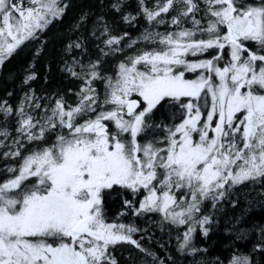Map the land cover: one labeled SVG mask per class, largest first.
<instances>
[{
    "label": "trees",
    "instance_id": "obj_1",
    "mask_svg": "<svg viewBox=\"0 0 264 264\" xmlns=\"http://www.w3.org/2000/svg\"><path fill=\"white\" fill-rule=\"evenodd\" d=\"M167 3L168 8L157 17L147 16ZM250 8L264 13V0H59L53 4L45 27L10 51L0 65V208L13 207L12 202L24 199L26 191H47L48 185L37 176H32L36 183L30 176L23 177L18 187L9 183L20 175L27 159L72 137L74 128L115 109L107 97L108 80L130 57L167 48L158 36L186 43L181 58L211 60L212 69L230 66L236 52L250 79L264 65L260 60L264 40H228L229 20ZM206 75L205 68L185 71L187 78ZM211 76L215 77L213 72ZM247 90L264 95L260 85ZM23 97L30 98L23 109L33 122L28 132L18 128L21 114L16 107ZM188 101L175 96L160 99L145 114L137 141L153 148L166 146L172 131L187 116ZM193 101L200 107L201 119L191 138L204 129L211 104L207 92ZM3 105L9 106L6 113ZM62 108L79 109L70 128L39 125L49 113ZM245 118L240 107L224 124L223 155L234 158L244 145ZM174 181L170 192L176 201L183 195L189 198L191 191L181 188L177 192ZM146 194L145 189V198ZM143 196V190L116 185L104 190L98 207L102 218L107 223H124L131 230V240L116 244L115 255H107L100 264H264V174L238 182L227 180L218 195L198 192L187 207L188 218L172 215L173 210L166 215L157 208L140 210ZM31 239L61 245L68 237L52 229Z\"/></svg>",
    "mask_w": 264,
    "mask_h": 264
},
{
    "label": "rangeland",
    "instance_id": "obj_2",
    "mask_svg": "<svg viewBox=\"0 0 264 264\" xmlns=\"http://www.w3.org/2000/svg\"><path fill=\"white\" fill-rule=\"evenodd\" d=\"M52 2L55 0H32L27 6L29 9L18 12L17 25L11 23L8 16L0 20V62L1 57L9 53L10 45L16 46L20 40L32 35L35 26L44 23L47 17L45 11L40 10L48 9ZM168 6V3L164 4L147 16L155 18ZM247 10L249 15L243 11L241 16L229 20L231 37L228 40L232 37L235 40H264L263 11L257 8ZM157 39L164 40L162 43L167 48L130 57L108 80L107 97L115 109L97 116L82 128H74L72 137L58 140L54 146L24 162L20 176H37L41 179L39 182L48 188L44 193L35 192L27 205L16 209L0 208V255L9 251V255L0 257V264H96L83 253L82 244L101 239L103 235L109 238L119 235L124 239L131 237V230L124 223H107L102 218L93 199L100 187L118 184L132 188L134 192L143 188L140 210L157 208L163 215L173 210L172 215L181 214L188 218L191 212L187 207L198 192L218 195L227 180L238 182L264 174V95H252L247 90L251 85L264 87V65L247 79V68L238 63L236 52L230 66L212 69L211 60L181 58L187 50L186 43L172 36H158ZM260 60L264 61V58ZM200 68L206 69L205 77L194 79L185 76V71ZM212 72L215 77L211 76ZM214 78L215 82H211ZM242 89L246 90L241 93ZM203 92H207L211 104L204 129L191 138L201 119L200 107L194 104L193 99ZM132 96L142 98L144 108L125 118L119 111ZM165 96L188 98L187 116L172 131L166 146L153 148L141 145L136 136L142 120ZM27 101L30 102V98L23 97L16 107V113L21 114L18 128L25 132L33 123L31 117L23 114ZM240 107L244 108L246 116L245 143L237 155L230 158L222 154L220 140L224 124ZM8 110V105L3 107L5 113ZM78 110L57 109L39 125L42 128L54 125L70 128ZM104 125L108 128L111 125L114 141L103 135L104 131H109L103 128ZM95 142H98L96 150L99 156L89 153ZM76 172L79 173L73 174ZM20 176L15 179H20ZM15 179L9 183L10 186ZM172 179L177 192L181 188L185 192L187 188L191 191L189 198L184 199V195L178 197L185 202L176 201L177 197L171 194ZM176 205L178 207L173 209ZM80 217H84L82 219L88 228L79 238L72 228ZM52 229L67 236L70 243L42 244L26 238Z\"/></svg>",
    "mask_w": 264,
    "mask_h": 264
},
{
    "label": "flooded vegetation",
    "instance_id": "obj_3",
    "mask_svg": "<svg viewBox=\"0 0 264 264\" xmlns=\"http://www.w3.org/2000/svg\"><path fill=\"white\" fill-rule=\"evenodd\" d=\"M58 1L59 0H55V2H52V5L57 3ZM30 2H32V0H0V20L3 17L8 16V17L11 18L10 22L14 23V25H17L18 21L16 19H17V17L18 18L20 17L18 12L20 11V13H21L22 9H29L27 6H28V4ZM49 8L46 9V10L42 9V10H40V12L45 11V13H44L45 17H48V12L50 11ZM48 22H49V20L47 21V19H46L44 21V23H42L41 25L35 26L33 28L32 35L35 34L37 31H39L40 29L44 28L45 25ZM0 29H1V25H0ZM31 36H29V37H31ZM28 38L20 40L18 43L15 44L16 46L10 45L9 46L10 47L9 53L13 49L19 47ZM7 56H8V54L6 55V57ZM6 57H4V56L1 57L2 61L0 62V65L5 61ZM136 97L141 101V105L143 104V108H144V101L142 100V98H140L139 96H136ZM139 111H141V110L139 109ZM119 113L122 116H124L125 118L130 117V115H132V114H127L123 109L120 110ZM103 128L106 130L108 128V126L104 125ZM108 130L109 131H104L103 135L109 137L108 138L109 140L114 141L115 137H114V133L112 132L113 131L112 128L111 129L108 128ZM97 146H98V142L97 143L95 142L94 145L92 147H90L89 153H90L91 156H94V155L99 156V155H97V150H96ZM20 148L18 149L19 151H20ZM18 176H20V175H18ZM30 178H31L30 180L33 181V183H36V179H32L31 175H30ZM21 183H22V177L20 176V179L16 180L13 185H15V187H18V186L21 185ZM16 184H18V186ZM114 185L121 186V185H118V184H112L109 187L103 186V187H100L99 190H97V192L94 194L93 199H94V202L98 205V207L100 206V204H101V202L103 200L102 199V194H103L104 190H106L108 188H111ZM2 187H3L2 190L4 191L5 185L3 184ZM122 187H124L125 189H132V188H129V187H126V186H122ZM139 190H143V192H144L143 188H140ZM33 195H35V192L26 191V196L24 197V199L19 200V201L17 200V201L13 202L14 209H16L17 207L24 206L25 204L27 205L29 202L31 203V199H32ZM82 218H84V217L78 218L75 224H77ZM112 224H116V223H112ZM118 224H123V223H118ZM76 235L80 238L84 234H76ZM26 237H28L32 241H36V239H31V238H34V234L33 235H28ZM127 237H128V239H124L123 237H121L119 235V237H115V236L112 237L111 236V238H109L108 235H103L101 239L91 240L89 243L82 244L83 253L88 257V259H93L94 262H97L96 264H100V263L103 262V259H105V257L107 255H112V256L115 255V253H116V251H115L116 250L115 249L116 244H118L121 241H126L127 242V241L131 240V237H129V236H127ZM66 241L67 242L69 241L68 243H70V239H67ZM7 255H9V251H8L7 254L3 253L2 256L0 255V257H4V256H7Z\"/></svg>",
    "mask_w": 264,
    "mask_h": 264
},
{
    "label": "water",
    "instance_id": "obj_4",
    "mask_svg": "<svg viewBox=\"0 0 264 264\" xmlns=\"http://www.w3.org/2000/svg\"><path fill=\"white\" fill-rule=\"evenodd\" d=\"M250 12H246L245 15H249ZM141 107V101L137 97H132L127 100L125 105V111L129 114H132L139 110ZM78 174V173H75ZM87 229L86 221L83 219L77 223V225L73 228V232L83 233Z\"/></svg>",
    "mask_w": 264,
    "mask_h": 264
}]
</instances>
